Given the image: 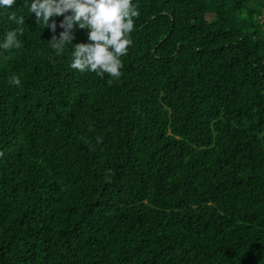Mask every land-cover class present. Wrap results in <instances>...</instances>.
Segmentation results:
<instances>
[{
	"label": "trees",
	"instance_id": "1",
	"mask_svg": "<svg viewBox=\"0 0 264 264\" xmlns=\"http://www.w3.org/2000/svg\"><path fill=\"white\" fill-rule=\"evenodd\" d=\"M28 2L0 10V40L25 18L0 54V264H264V0H134L119 79L72 69L88 30L57 56Z\"/></svg>",
	"mask_w": 264,
	"mask_h": 264
},
{
	"label": "clouds",
	"instance_id": "2",
	"mask_svg": "<svg viewBox=\"0 0 264 264\" xmlns=\"http://www.w3.org/2000/svg\"><path fill=\"white\" fill-rule=\"evenodd\" d=\"M15 4L16 0H0V10L12 9ZM27 9L31 15L35 14L37 23H43L44 29L50 27L53 36L49 43L57 56L69 50L75 26L88 30L89 42L76 44L75 50L71 51L72 69L120 78L123 68L121 57L127 55L132 44L131 34L139 16L134 0H29ZM57 16L64 17L60 22L64 30L59 37L55 35L57 23L54 18ZM8 20L16 27L8 30L0 40V54L22 47L20 37L23 35L24 16L13 12ZM10 84L19 87L21 79L13 76Z\"/></svg>",
	"mask_w": 264,
	"mask_h": 264
},
{
	"label": "built area",
	"instance_id": "3",
	"mask_svg": "<svg viewBox=\"0 0 264 264\" xmlns=\"http://www.w3.org/2000/svg\"><path fill=\"white\" fill-rule=\"evenodd\" d=\"M263 18H264V14H263Z\"/></svg>",
	"mask_w": 264,
	"mask_h": 264
}]
</instances>
